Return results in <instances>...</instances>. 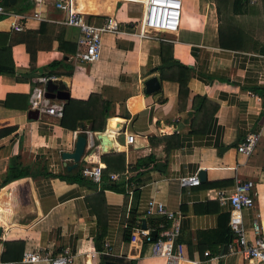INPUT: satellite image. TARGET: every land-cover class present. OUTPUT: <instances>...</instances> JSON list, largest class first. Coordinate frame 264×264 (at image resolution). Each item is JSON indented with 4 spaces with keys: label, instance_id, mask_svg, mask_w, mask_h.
Returning a JSON list of instances; mask_svg holds the SVG:
<instances>
[{
    "label": "crops",
    "instance_id": "obj_1",
    "mask_svg": "<svg viewBox=\"0 0 264 264\" xmlns=\"http://www.w3.org/2000/svg\"><path fill=\"white\" fill-rule=\"evenodd\" d=\"M52 3L43 0L34 8L31 0H12L3 5L12 14L30 16L35 10L47 18L29 17L19 30L9 28L11 18L0 17V65L12 64L13 69L12 75L0 73V130H5L0 135V256L4 242H16L19 248L3 261L17 260L22 250L55 255L65 247L75 254L70 264H162L161 259L134 252L126 239L127 228L140 226L141 220L153 233L160 223L167 224L162 216L142 214L144 202L153 198L179 217L175 242L185 259L181 264H246L238 255L225 253L228 206L218 204L213 194L216 188L228 189L233 175L251 180L253 206L242 209V223L251 242L250 224L257 215L264 238L261 0H181L174 35L163 34L160 40L135 35L139 3L74 0L94 23L109 17L116 31L102 34L99 58L89 64L71 60L77 30L58 22L63 13ZM68 44L74 46L73 53L64 51ZM27 49L34 50L32 59ZM169 59L188 67L186 94L180 99L177 83L159 78L158 68ZM59 60L72 70L68 76H51L52 82L63 79L60 90L67 96L42 97L36 81L40 75L30 69ZM152 76L158 88L145 92L143 81ZM89 94L105 102L100 130H90V120L84 119L74 128L62 126L59 118L30 105L41 100L62 107L66 98L84 101ZM28 110H37V116L28 118ZM105 129L113 132V144L104 152L97 147L101 169L103 156L115 154L122 169H117L118 161L112 164L96 185L79 175V161L67 169L71 162L60 153L72 150L75 137L83 135L79 131H89L92 137ZM128 133L134 137L131 145L123 141ZM248 133L257 138L244 156L235 146ZM90 140L86 138L84 156L98 146ZM11 169L18 178L3 184ZM199 170L203 179L198 178L197 185L178 186L176 177L197 176ZM111 173L117 179L108 180ZM102 242L109 244L110 255L89 259L78 253L98 251Z\"/></svg>",
    "mask_w": 264,
    "mask_h": 264
},
{
    "label": "built area",
    "instance_id": "obj_2",
    "mask_svg": "<svg viewBox=\"0 0 264 264\" xmlns=\"http://www.w3.org/2000/svg\"><path fill=\"white\" fill-rule=\"evenodd\" d=\"M132 2V1H131ZM43 3V0H31L32 6L35 8ZM135 3V2H132ZM140 4V3H139ZM141 5V15L137 22L135 35L139 38H155L162 39L160 35L145 33L142 28H151L155 30L175 31L179 25L181 0H145ZM54 9L63 13L61 21L65 26L73 27L77 30L75 39V52L71 56L73 62L92 63L99 58L101 51V36L104 33L116 32L112 28L109 17L100 23H94L87 15L78 10L74 4V0H53ZM33 8V9H34ZM0 17L11 18L9 28L19 30L22 27L21 21L32 18L38 21L46 20L35 10L30 16L23 14H12L2 4H0ZM54 80L51 76H39L36 81L41 85L38 93L44 94V86L47 81ZM247 95L259 100V96L247 91ZM31 107L43 111L44 113L60 118L62 107L56 104H47L41 100L32 101ZM82 133L90 139V132L81 130ZM257 135L248 133L236 144L235 151L244 156H248L255 145ZM133 135L124 134L123 141L125 144L133 143ZM92 145V143H91ZM97 147L96 151L91 155H81L79 162L82 167L79 175L89 179L96 185L101 183V166ZM108 180L117 179L116 174H108ZM179 187L195 186L199 183L198 177L186 175L176 177ZM253 183L249 179H240L237 175L232 176V183L228 189L216 188L214 190L213 199L220 205L228 206L227 227L229 230L228 240L225 244V253L235 254L241 257L246 264H264V238L259 233V227L256 223L257 215L251 221L250 231L254 234L251 242L246 239V228L242 223L241 211L244 208L253 206ZM128 194L130 191L127 192ZM143 215L162 216L168 222L167 224H159L157 230L152 235L151 229L144 226H134L128 234L129 247L134 251L140 252L145 257L158 258L162 260V264H181L185 259L182 254L181 246L175 242L179 234V217L164 209L163 204L153 198H148L141 210ZM109 244L102 242L98 251L86 250L78 251L83 253L87 258L93 259L98 255H110ZM133 254V253H132ZM202 255L208 256L207 251H203ZM75 254L71 253L67 248H62L55 255L48 253L33 252L30 250H22L19 258L14 261H0V264H70ZM211 258H215L211 257ZM196 264V261H191Z\"/></svg>",
    "mask_w": 264,
    "mask_h": 264
},
{
    "label": "trees",
    "instance_id": "obj_3",
    "mask_svg": "<svg viewBox=\"0 0 264 264\" xmlns=\"http://www.w3.org/2000/svg\"><path fill=\"white\" fill-rule=\"evenodd\" d=\"M264 6V0H261ZM264 24V19H263ZM264 28V25H263ZM219 39L221 40L220 36ZM60 41V39H58ZM60 45L62 42L59 43ZM220 44V41H219ZM69 45L68 49H64L67 53H73L74 52V46ZM163 43L160 45V52L163 48ZM222 45V44H221ZM168 46V52H169V44ZM28 50V49H27ZM164 50V49H163ZM29 54L31 55V59L34 55V50H28ZM162 68H165L166 71H162ZM33 71L34 73H38L40 76H68L71 73V66L66 64L65 61L59 60V61H51L47 64H45L43 67H40L39 69H30V71ZM159 71V78L161 79H167L175 81L178 85V92L177 97L183 98L186 94V87L185 83L188 78V67L179 64L178 62L174 61L173 59H169L167 63L165 64V67L160 66L158 68ZM0 73L1 74H13L12 64L7 65H0ZM24 101L26 100L27 96H22ZM105 108V102L101 101L99 97L95 94H89L87 99L84 101L75 100L66 98L64 101V104L62 106L61 111V117L59 118V122L62 126L74 128L79 124V121L81 120H90L88 128L90 130H100L102 127V124L105 119V113L103 109ZM78 120V121H77ZM97 124L100 126L97 127ZM5 130H0V135L4 133ZM110 159V160H109ZM120 155L115 154L112 156H103V162L105 165V169L101 172V177L104 178V171H109L112 168V164L115 165L117 161L119 162V168L122 169V161L120 160ZM16 176V171L14 169H11L8 173V175L5 177L3 184L7 181L16 179L18 177ZM110 187V186H109ZM153 225V222H152ZM228 228V227H227ZM127 236L126 239L128 240V234L129 230L127 228L126 230ZM229 236V232L227 234V238ZM18 243L16 242H4L3 245L5 246V252L1 254L0 258L1 261L3 260H9V258H12L13 255H9L10 253L14 252L15 250H18ZM20 254V253H19ZM19 256V255H18ZM126 264H133V262L129 261Z\"/></svg>",
    "mask_w": 264,
    "mask_h": 264
},
{
    "label": "water",
    "instance_id": "obj_4",
    "mask_svg": "<svg viewBox=\"0 0 264 264\" xmlns=\"http://www.w3.org/2000/svg\"><path fill=\"white\" fill-rule=\"evenodd\" d=\"M12 0H2V5H6L7 3L11 2ZM60 84L59 82L55 83L52 81H47L44 86V94L43 97L45 98H57V99H64L67 94L60 90ZM143 87L145 92H153L158 88V81L156 77H149L143 81ZM32 115V116H31ZM37 116V110H28L27 111V117L28 118H35ZM90 142L93 143V141H96L98 144V147L100 148V151L104 152L112 147L113 144V132L110 130H103L101 132H95L92 137H90ZM86 141V136L83 135H77L74 139L73 148L71 151H62L60 153V157L62 160H68L71 163L66 166L67 169H70L75 166L76 162L79 160L80 156L83 152V146ZM197 177L199 180L203 179V171L199 170L197 172ZM2 197V195L0 196ZM141 228H144L143 220H141L140 224ZM153 235L154 233L151 232Z\"/></svg>",
    "mask_w": 264,
    "mask_h": 264
},
{
    "label": "bare ground",
    "instance_id": "obj_5",
    "mask_svg": "<svg viewBox=\"0 0 264 264\" xmlns=\"http://www.w3.org/2000/svg\"><path fill=\"white\" fill-rule=\"evenodd\" d=\"M121 1H125V2H135V3H140V4H143V3H145V2H143V3H141V2H139V1H137V0H121ZM79 10V9H78ZM142 30L145 32V33H148V34H156V35H161V37H163L162 35L163 34H172V35H174V31H164V30H155V29H151V28H146V27H143L142 28ZM59 82L60 83H62V86H64V83H65V81L63 80V79H59ZM109 126H110V124H109Z\"/></svg>",
    "mask_w": 264,
    "mask_h": 264
},
{
    "label": "rangeland",
    "instance_id": "obj_6",
    "mask_svg": "<svg viewBox=\"0 0 264 264\" xmlns=\"http://www.w3.org/2000/svg\"><path fill=\"white\" fill-rule=\"evenodd\" d=\"M161 36V35H160ZM165 36V35H164Z\"/></svg>",
    "mask_w": 264,
    "mask_h": 264
}]
</instances>
